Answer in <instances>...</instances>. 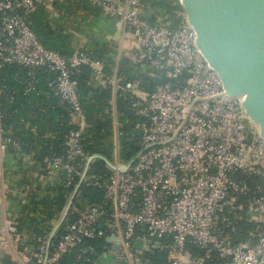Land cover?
<instances>
[{
	"label": "built area",
	"instance_id": "2783aa9c",
	"mask_svg": "<svg viewBox=\"0 0 264 264\" xmlns=\"http://www.w3.org/2000/svg\"><path fill=\"white\" fill-rule=\"evenodd\" d=\"M56 1L0 0V69L6 64L25 67L30 76L25 92L34 89L32 77L38 69L55 74L48 85L68 107L74 128L63 141V152L44 160L51 174L63 175L64 186L73 188L70 196L75 190L67 216H76L67 223L66 216L49 243L64 208L47 234L34 239L17 228V199L25 191L6 177L7 147L0 129L3 264H55L85 238L110 236L117 238L118 247L109 244L101 255L104 264H143L145 251L134 247L137 237L159 241L158 249L167 246L169 264H264V137L246 113L243 98L226 93L200 53L180 0L172 1L177 6L172 12L144 0H91L113 22L120 41L131 44L129 53L111 48L107 57L122 64L129 55L140 73L160 78L151 88L139 77L120 75V69L105 73L102 60L80 47L62 55L43 46L27 16L39 4L54 16ZM79 66L89 67L96 83L111 90L109 163L83 145L86 118L72 76ZM123 93L134 97L132 105L140 117L135 123L137 148L128 157L121 154L115 104ZM97 159L108 170L103 180L91 173ZM82 186L101 187L102 202L78 208L74 201ZM231 218L256 223L257 239L229 242L225 227ZM189 242L203 254L193 255Z\"/></svg>",
	"mask_w": 264,
	"mask_h": 264
},
{
	"label": "trees",
	"instance_id": "16d2710c",
	"mask_svg": "<svg viewBox=\"0 0 264 264\" xmlns=\"http://www.w3.org/2000/svg\"><path fill=\"white\" fill-rule=\"evenodd\" d=\"M166 12L176 10L174 0H144ZM179 6V5H178ZM59 15L51 16L43 4L28 14L29 28L40 43L62 55L70 54L75 48L85 50L90 57L102 60L104 72L111 74L113 61L107 57L113 43L110 41H89L83 43L76 31L83 29L82 20L91 22L101 14V8L91 0H59L55 2ZM85 17V19H83ZM119 74L130 78L139 77L151 88L160 78H151L140 73L137 65L129 61L122 62ZM55 74L45 68L38 69L33 75L34 89L25 92L26 80L30 78L27 69L21 65L6 64L0 69V129L6 143L12 164L5 174L11 183L16 184L25 194L17 199L15 213L17 228L25 231L31 238L44 235L54 225L69 196L72 187L63 184V175L51 174L45 162L46 156L63 152V141L74 128L70 112L65 103L48 85ZM77 80V92L86 118L83 133V145L91 154L105 158L111 156L112 132L109 117L111 90L109 86L96 83L87 66H79L72 71ZM134 97L123 93L115 99L117 119L120 124L121 154L132 155L137 148L138 130L135 123L140 119L132 105ZM91 173L102 180L108 170L105 162L97 159L91 165ZM101 187L82 186L81 194L74 204L78 208L100 203L103 200ZM75 213H69L65 222L74 219ZM107 228V226L104 225ZM226 239L232 244L251 243L257 239L259 227L244 218H231L225 227ZM111 242L105 237L85 238L77 246L70 248L55 264H104L101 255ZM187 249L193 254L203 252L193 243H187ZM150 260L149 264H169L167 254L155 248L144 252L141 260ZM5 262V261H3ZM125 264V263H121Z\"/></svg>",
	"mask_w": 264,
	"mask_h": 264
},
{
	"label": "water",
	"instance_id": "95a60500",
	"mask_svg": "<svg viewBox=\"0 0 264 264\" xmlns=\"http://www.w3.org/2000/svg\"><path fill=\"white\" fill-rule=\"evenodd\" d=\"M248 2L250 10L245 9L244 20H241V8L236 0H180L187 22L196 33V46L200 53L220 77L226 93L243 98L242 105L246 113L258 124L260 134L264 137V52L253 44L247 28V23L253 17L264 20V3L262 6L257 0ZM248 5L243 3V6ZM118 36L119 31L115 38ZM102 159L109 163L106 158ZM120 169L124 170L125 166H120ZM74 193L75 190L52 229L48 243L65 220ZM106 240L111 242L112 249L118 247L115 236ZM134 247L148 252L159 248L160 242L137 237ZM161 250L167 253L168 247L162 246ZM149 263L150 260L146 259L143 264Z\"/></svg>",
	"mask_w": 264,
	"mask_h": 264
},
{
	"label": "crops",
	"instance_id": "0c3cea01",
	"mask_svg": "<svg viewBox=\"0 0 264 264\" xmlns=\"http://www.w3.org/2000/svg\"><path fill=\"white\" fill-rule=\"evenodd\" d=\"M93 3V2H92ZM94 4V3H93ZM59 15L58 11H56V14L54 15L55 17H57ZM85 19V17L83 18ZM93 20L89 23H87V21H83L82 20V25L83 29L82 31L78 32L76 31V34L78 37L81 38L83 43H87L91 40L93 41H100V42H112L113 46L112 48H123V50H125L126 53H129L127 51H130L129 46L131 44H125V40H121L120 41V37L115 38V34H116V30L114 29L113 26V22L110 19H107L105 17H103L102 12L98 17H94L92 18ZM130 56L128 55L124 60H122V62H126V61H130ZM113 64H112V69H111V73L115 74L117 72V70L120 69V62H116V58L115 60H113ZM115 63V64H114ZM1 92V90H0ZM119 132H120V127H119ZM0 141H1V137H0ZM12 164V157H10L8 155V151H7V157H6V167H10V165ZM13 204V202H11V205ZM0 214H2L1 210H0Z\"/></svg>",
	"mask_w": 264,
	"mask_h": 264
},
{
	"label": "bare ground",
	"instance_id": "6f19581e",
	"mask_svg": "<svg viewBox=\"0 0 264 264\" xmlns=\"http://www.w3.org/2000/svg\"><path fill=\"white\" fill-rule=\"evenodd\" d=\"M236 1L240 5V8H241V11H240L241 20H244V15L246 14L247 8L248 10H250L249 5H248L249 2L248 0H243V3L248 5V7H246V6H243L242 0H236ZM253 18H254L253 20L247 23V28L250 31L253 44L261 48L262 51L264 52V38H263L264 37V20L263 18L258 17V16L253 17Z\"/></svg>",
	"mask_w": 264,
	"mask_h": 264
},
{
	"label": "rangeland",
	"instance_id": "374dc122",
	"mask_svg": "<svg viewBox=\"0 0 264 264\" xmlns=\"http://www.w3.org/2000/svg\"><path fill=\"white\" fill-rule=\"evenodd\" d=\"M258 1V3L260 4V5H262L263 6V4L262 3H264V0H257ZM128 43L130 44V42L128 41ZM128 43H125L126 45L128 44ZM15 208H16V206H15ZM0 264H3V260L1 259V257H0Z\"/></svg>",
	"mask_w": 264,
	"mask_h": 264
}]
</instances>
